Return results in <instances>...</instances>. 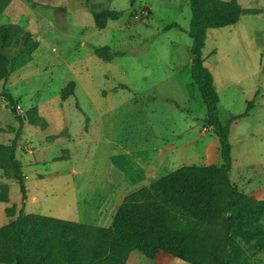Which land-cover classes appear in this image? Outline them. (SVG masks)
<instances>
[{
  "label": "rangeland",
  "instance_id": "rangeland-1",
  "mask_svg": "<svg viewBox=\"0 0 264 264\" xmlns=\"http://www.w3.org/2000/svg\"><path fill=\"white\" fill-rule=\"evenodd\" d=\"M237 2L264 12V0ZM104 9L117 17L98 30L91 10ZM23 15L25 21L0 18V24L29 31L39 42L32 61L0 81V92L15 103L13 110L0 97V128L6 131L0 142L20 129L16 155L25 175V212L76 220L95 197L114 191L116 199L102 202L103 213L112 214L127 194L149 188L181 165L221 161L218 138L203 126L205 104L190 76L188 0H68L67 9L32 5ZM105 44L124 55L99 59L94 49ZM19 47L18 39L9 56ZM202 57L219 96L220 120L245 115L230 124V178L242 193L262 199L264 13H244L236 25L209 29ZM70 81L73 93L62 100L60 89ZM34 107L46 128L32 124ZM0 183L9 189V201L0 202L1 226L11 219L4 208L14 203L18 211L21 195L1 170ZM63 221L87 226L75 228L83 253L96 244L97 226ZM260 228L264 237V218ZM245 248L247 264H264L259 241Z\"/></svg>",
  "mask_w": 264,
  "mask_h": 264
},
{
  "label": "trees",
  "instance_id": "trees-1",
  "mask_svg": "<svg viewBox=\"0 0 264 264\" xmlns=\"http://www.w3.org/2000/svg\"><path fill=\"white\" fill-rule=\"evenodd\" d=\"M188 1L190 76L205 104L203 126L211 128L218 138L221 163L184 164L155 179L149 188L127 194L111 225L96 227L97 242L83 253L75 228L87 227L85 224L24 211L27 188L22 163L16 155L18 129L8 142H0V170L6 179L17 182L21 195L18 211L14 203L4 208L11 219L0 226V264H124L132 249L147 257L163 252L189 264H247L246 245L257 240L264 248L260 228L264 198L242 193L230 178V124L245 115L229 114L225 123L220 120L219 96L202 57L209 29L234 25L242 14H258L262 10L243 9L237 0ZM91 14L98 30L117 17L107 9L91 10ZM18 39L19 50L10 57L8 51ZM38 46L29 31L0 24V81L30 63ZM94 53L103 61L124 55L111 52L107 44L96 47ZM74 86L75 82L70 81L60 89L62 100L73 93ZM0 97L9 100L15 110L10 96L0 92ZM17 120L21 126V117ZM31 122L42 129L47 127L36 107L32 108ZM2 132L6 131L0 128ZM8 193V185L0 183V202L9 201Z\"/></svg>",
  "mask_w": 264,
  "mask_h": 264
},
{
  "label": "crops",
  "instance_id": "crops-1",
  "mask_svg": "<svg viewBox=\"0 0 264 264\" xmlns=\"http://www.w3.org/2000/svg\"><path fill=\"white\" fill-rule=\"evenodd\" d=\"M18 4L19 10L15 8V5ZM68 0H4L3 4L0 5V18L4 15L5 17H13L17 16V19H23V21L26 20V17H24V13L26 10L32 9V5H35V7H49L54 9L59 8H65L67 9ZM264 12L258 13L263 14ZM242 16V15H241ZM241 16L239 17V20L241 19ZM238 20V21H239ZM237 21V22H238ZM236 22V23H237ZM236 23L234 25H236ZM232 26V25H231ZM210 150V147H209ZM221 161H218L215 164H220ZM64 193H61L63 195ZM95 194V193H94ZM93 194V195H94ZM111 195L114 196V191L111 192H105L103 193L102 197H95V202L92 206L86 205L85 208H83L82 215L76 220L70 219L68 216L62 215L59 217L63 220H70L75 221L79 223H88L92 224L97 227H109L112 222V218L118 209L119 205L115 208L114 212L112 214L103 213L104 206H107V204H102L103 201L105 202H111ZM100 206H102L100 208ZM92 207V208H91ZM13 264V263H11ZM124 264H189L177 257L171 256L169 254L158 252L153 257H147L144 255L141 251L137 249H132L128 252L126 260Z\"/></svg>",
  "mask_w": 264,
  "mask_h": 264
}]
</instances>
